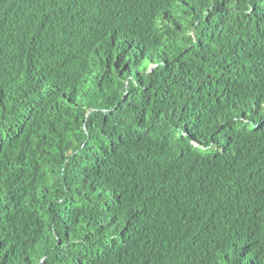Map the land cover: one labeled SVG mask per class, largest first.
Masks as SVG:
<instances>
[{
	"label": "trees",
	"instance_id": "1",
	"mask_svg": "<svg viewBox=\"0 0 264 264\" xmlns=\"http://www.w3.org/2000/svg\"><path fill=\"white\" fill-rule=\"evenodd\" d=\"M0 264H264V0H0Z\"/></svg>",
	"mask_w": 264,
	"mask_h": 264
}]
</instances>
